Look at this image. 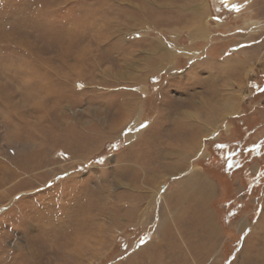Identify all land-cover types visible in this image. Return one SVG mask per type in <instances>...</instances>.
<instances>
[{
	"label": "rangeland",
	"instance_id": "obj_1",
	"mask_svg": "<svg viewBox=\"0 0 264 264\" xmlns=\"http://www.w3.org/2000/svg\"><path fill=\"white\" fill-rule=\"evenodd\" d=\"M0 264H264V0H0Z\"/></svg>",
	"mask_w": 264,
	"mask_h": 264
},
{
	"label": "bare ground",
	"instance_id": "obj_2",
	"mask_svg": "<svg viewBox=\"0 0 264 264\" xmlns=\"http://www.w3.org/2000/svg\"><path fill=\"white\" fill-rule=\"evenodd\" d=\"M193 34H194V32L191 33L190 36H192ZM220 102H219V104H220ZM220 108L223 111H230L229 108L223 109V107H221V106H220ZM132 137H134V135L128 136V139H132ZM180 183H183L185 187L189 186L188 188H185V190H183L184 194H188V195L196 194L195 196H197V200H198L200 205H201V203H204L208 200V198L210 196V187L208 185L204 184V181L198 172L192 171L191 174H189V176L187 177V179H185L184 181H180L179 184ZM207 220L210 222L209 224L212 226L210 216L207 217ZM204 223H206V222H204ZM211 228H213V226Z\"/></svg>",
	"mask_w": 264,
	"mask_h": 264
}]
</instances>
